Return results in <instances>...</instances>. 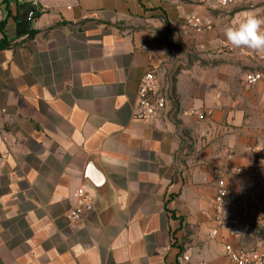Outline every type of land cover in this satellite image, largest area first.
Here are the masks:
<instances>
[{
  "label": "crops",
  "instance_id": "0c3cea01",
  "mask_svg": "<svg viewBox=\"0 0 264 264\" xmlns=\"http://www.w3.org/2000/svg\"><path fill=\"white\" fill-rule=\"evenodd\" d=\"M35 1L0 0V264H233L227 246L264 249V81L246 83L264 61L223 52L225 28L264 0ZM149 72L167 105L138 119ZM94 159L111 198L72 221Z\"/></svg>",
  "mask_w": 264,
  "mask_h": 264
},
{
  "label": "built area",
  "instance_id": "2783aa9c",
  "mask_svg": "<svg viewBox=\"0 0 264 264\" xmlns=\"http://www.w3.org/2000/svg\"><path fill=\"white\" fill-rule=\"evenodd\" d=\"M197 2H203L205 0H192ZM37 3V0L35 1ZM221 9H228L235 4V0H218L217 1ZM186 24L198 34H205L211 30L212 24L198 15H190L186 18ZM223 52L227 55L241 54L249 55L260 61H264V55L260 53L252 54L249 50L233 49L228 43L223 46ZM264 81V71L249 73L246 76V83L250 86L256 85ZM167 105L166 98L161 94L158 86L157 76L154 72L147 73L141 80L135 115L138 119H151L158 112L165 110ZM201 120H204V116L198 112L194 113ZM238 174L250 173L248 169L237 170ZM229 192L224 180H218V189L215 198V211L217 214L216 221L222 224V216L228 200ZM78 200L77 207L70 213V219L72 221H78L87 214L94 211L93 196L85 189L81 190L76 196ZM249 211L243 209L239 212L233 213L230 225L233 228H238L243 222L248 221ZM217 235V231L214 232ZM226 256L233 264H264V249L244 251L234 250L231 246L226 247ZM185 262H189V256L183 257ZM207 264V263H204Z\"/></svg>",
  "mask_w": 264,
  "mask_h": 264
},
{
  "label": "clouds",
  "instance_id": "9594fccd",
  "mask_svg": "<svg viewBox=\"0 0 264 264\" xmlns=\"http://www.w3.org/2000/svg\"><path fill=\"white\" fill-rule=\"evenodd\" d=\"M224 35L233 49L264 53V16L248 14L226 27Z\"/></svg>",
  "mask_w": 264,
  "mask_h": 264
},
{
  "label": "water",
  "instance_id": "95a60500",
  "mask_svg": "<svg viewBox=\"0 0 264 264\" xmlns=\"http://www.w3.org/2000/svg\"><path fill=\"white\" fill-rule=\"evenodd\" d=\"M86 181L87 188L93 194L94 208L102 209L111 198V189L104 170L95 159L89 165Z\"/></svg>",
  "mask_w": 264,
  "mask_h": 264
},
{
  "label": "trees",
  "instance_id": "16d2710c",
  "mask_svg": "<svg viewBox=\"0 0 264 264\" xmlns=\"http://www.w3.org/2000/svg\"><path fill=\"white\" fill-rule=\"evenodd\" d=\"M4 29V22L0 24V30ZM3 49V46L0 44V50Z\"/></svg>",
  "mask_w": 264,
  "mask_h": 264
}]
</instances>
